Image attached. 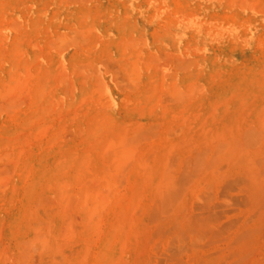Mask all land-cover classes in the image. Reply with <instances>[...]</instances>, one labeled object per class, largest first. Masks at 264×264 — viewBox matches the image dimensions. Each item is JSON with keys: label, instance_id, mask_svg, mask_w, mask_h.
Returning <instances> with one entry per match:
<instances>
[{"label": "rangeland", "instance_id": "obj_1", "mask_svg": "<svg viewBox=\"0 0 264 264\" xmlns=\"http://www.w3.org/2000/svg\"><path fill=\"white\" fill-rule=\"evenodd\" d=\"M0 264H264V0H0Z\"/></svg>", "mask_w": 264, "mask_h": 264}, {"label": "bare ground", "instance_id": "obj_2", "mask_svg": "<svg viewBox=\"0 0 264 264\" xmlns=\"http://www.w3.org/2000/svg\"><path fill=\"white\" fill-rule=\"evenodd\" d=\"M163 9H164V8H163ZM193 15H194V14H193ZM187 18H188V16H187ZM9 25H10V24H9ZM211 27H212V26H211ZM7 28H8V27H7ZM5 29H6V28H5ZM247 29H248V28H247ZM79 30H81V29H79ZM68 32H69V31H68ZM80 32H81V31H80ZM59 33H60V31H59ZM59 33H58V34H59ZM58 36H59V35L56 34V39L58 38ZM67 36H68V35H67ZM59 38L64 39V37L62 38L61 35H60ZM66 38H67V37H66ZM51 39H52V38H51ZM69 39H70V38H69ZM58 40H59V39H58ZM33 43H34V42H33ZM33 43H32V44H33ZM50 43H51V40H50ZM53 43H54V40H53ZM62 43H64V42H62ZM32 44H31V45H32ZM35 44H36V42H35ZM61 45H62V44H61ZM36 47H37V46H36ZM30 48H31V47H30ZM54 48H55V46H54ZM49 49H50V48H49ZM62 51H63V50H62ZM62 51L60 50V52H62ZM56 52H57V50H56ZM59 54H60V53H59ZM157 54H158V53H157ZM60 56H61V55H60ZM191 59H192V58H191ZM36 60H37V59H36ZM133 62H134V61H133ZM2 64H3V63H2ZM146 66H147V65H146ZM160 74H161V73H160ZM57 75H58V74H57ZM53 76H54V75H53ZM57 77H58V76H57ZM10 79H11V78H10ZM193 83H194V82H193ZM153 85H154V84H153ZM192 85H194V84H192ZM192 85H191V87H192ZM160 86H161V85H160ZM185 88H187V87H185ZM188 88H189V86H188ZM188 88H187V89H188ZM89 96H90V95H89ZM51 98H52V97H51ZM80 98H81V97H80ZM84 98H85V97H84ZM84 98H83V99H84ZM81 99H82V98H81ZM89 99H90V98H89ZM50 101H51V100H50ZM56 101H57V100H56ZM83 101H84V100H83ZM127 101H128V100H127ZM106 102H107V101H106ZM138 102H139V101H138ZM155 102H156V101H155ZM108 103H109V102H108ZM153 103H154V102H153ZM156 103H157V102H156ZM79 104H81L80 101H79ZM150 104H151V103H150ZM77 105H78V104H77ZM140 105H141V104H140ZM88 106H89V105H88ZM53 107H54V106H53ZM97 115H98V114H97ZM40 129H41V128H40ZM40 129H39V130H40ZM41 130H42V129H41ZM132 131H133V130H132ZM81 133H82V132H81ZM35 138H36V137H35ZM111 144H112V143H111ZM103 150H104V149H103ZM61 159H62V158H61ZM58 162H59V161H58ZM130 208H131V207H130ZM122 214H123V213H122Z\"/></svg>", "mask_w": 264, "mask_h": 264}]
</instances>
